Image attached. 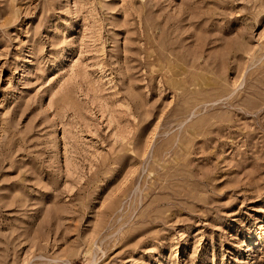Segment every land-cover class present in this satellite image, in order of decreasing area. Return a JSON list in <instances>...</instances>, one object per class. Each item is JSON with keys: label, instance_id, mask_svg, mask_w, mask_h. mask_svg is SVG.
I'll return each instance as SVG.
<instances>
[{"label": "rangeland", "instance_id": "obj_1", "mask_svg": "<svg viewBox=\"0 0 264 264\" xmlns=\"http://www.w3.org/2000/svg\"><path fill=\"white\" fill-rule=\"evenodd\" d=\"M0 264H264V0H0Z\"/></svg>", "mask_w": 264, "mask_h": 264}]
</instances>
